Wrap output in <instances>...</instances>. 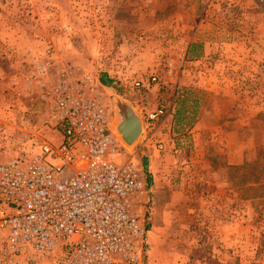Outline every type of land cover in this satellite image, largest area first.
I'll use <instances>...</instances> for the list:
<instances>
[{"label":"rangeland","instance_id":"obj_1","mask_svg":"<svg viewBox=\"0 0 264 264\" xmlns=\"http://www.w3.org/2000/svg\"><path fill=\"white\" fill-rule=\"evenodd\" d=\"M191 41L199 48L187 58ZM46 62L93 72L100 82L103 74L111 78L115 84L101 83V91L112 123V91L143 115L173 99L171 87L183 77L210 90L199 95L210 138L184 179L162 175L161 184L168 179L175 188L159 207L158 179L146 171V264H264V0H0V122L19 146L35 130L60 141L43 126L47 110L28 91L30 76ZM152 76L158 84H149ZM141 138L133 146L122 141L121 161L134 155L156 164ZM236 210L244 212L240 220ZM67 251L50 264H61Z\"/></svg>","mask_w":264,"mask_h":264},{"label":"built area","instance_id":"obj_2","mask_svg":"<svg viewBox=\"0 0 264 264\" xmlns=\"http://www.w3.org/2000/svg\"><path fill=\"white\" fill-rule=\"evenodd\" d=\"M28 85L60 141L35 130L19 146L0 122V264H50L64 248L61 264H146L143 167L134 155L120 159L126 147L111 130L99 77L46 62ZM168 112L164 102L142 115L140 147L163 150L154 133Z\"/></svg>","mask_w":264,"mask_h":264},{"label":"crops","instance_id":"obj_3","mask_svg":"<svg viewBox=\"0 0 264 264\" xmlns=\"http://www.w3.org/2000/svg\"><path fill=\"white\" fill-rule=\"evenodd\" d=\"M197 41H191L188 44L185 56L187 58L193 57L197 54V49L199 48ZM111 79V78H110ZM113 84H115L113 82ZM174 92V98L163 100L161 103H166L169 105L168 115L158 123L157 128L154 133L155 142L163 143V150H158L152 147L149 149L152 151V155L150 157L151 164L156 162L155 165L148 166V169H154L153 178L157 180V190L154 191L155 203L157 207H159V199L164 196V194L172 193V190L175 188L173 185V181L170 182L168 179L163 181L164 184H161L162 175L164 173H174L175 176L182 175L191 171L193 169L194 160L198 159L202 155L203 144L206 141L208 136L205 134L208 123V116H210L206 107L201 108L202 101L199 95L206 94L210 90L206 88H201V85H197L193 81H190L188 77H183L179 80V83L172 86ZM211 92V91H210ZM193 98V101L187 106H185L186 98ZM195 98V100H194ZM199 100V102H198ZM135 108H141L139 105H136L135 102L132 103ZM137 104L139 101L137 100ZM160 104V103H159ZM153 106L154 109L150 110V112L155 111L158 107ZM144 107V106H143ZM147 109V107H144ZM146 113H149L146 111ZM194 120L193 123H189ZM188 141L189 145L186 148H183V142ZM194 142V143H193ZM145 146H148L147 144ZM158 157L160 158L158 160ZM171 158V159H170ZM167 162L165 163V161ZM169 161H173L174 165L171 167L167 163ZM237 168L240 165L239 163L231 164ZM147 169V171H148ZM156 171V172H155ZM156 173L160 174L158 176ZM181 179H184V176H181ZM163 185V186H161ZM176 187L180 190L185 189L186 183L185 181H181L179 184L177 183ZM162 188V189H161ZM238 188H236V191ZM237 192L235 193L234 203L237 205L240 201L241 197L238 198ZM251 201H254L252 199ZM158 213V211H156ZM238 213V219L243 217V211L236 210ZM239 219V220H240Z\"/></svg>","mask_w":264,"mask_h":264},{"label":"water","instance_id":"obj_4","mask_svg":"<svg viewBox=\"0 0 264 264\" xmlns=\"http://www.w3.org/2000/svg\"><path fill=\"white\" fill-rule=\"evenodd\" d=\"M111 97L116 110L114 123L117 132L127 146H132L143 133L142 115L129 100L116 92L112 91Z\"/></svg>","mask_w":264,"mask_h":264},{"label":"trees","instance_id":"obj_5","mask_svg":"<svg viewBox=\"0 0 264 264\" xmlns=\"http://www.w3.org/2000/svg\"><path fill=\"white\" fill-rule=\"evenodd\" d=\"M101 83L104 85V86H108V87H110V86H112L113 85V81L112 80H110L109 78H107V76L105 75V74H103L102 76H101ZM185 100V106H187V105H189L190 103H191V101H193V98H191V97H187L186 99H184ZM194 100H195V98H194ZM198 102H199V100H198ZM194 122V120H192L191 122H189V123H193ZM145 160H142L141 161V165H142V167H143V175H144V179H145V182H146V185H147V187H149V186H151V180H149V178L148 177H146L145 175H146V171H147V167H148V160L146 159V158H144Z\"/></svg>","mask_w":264,"mask_h":264},{"label":"bare ground","instance_id":"obj_6","mask_svg":"<svg viewBox=\"0 0 264 264\" xmlns=\"http://www.w3.org/2000/svg\"><path fill=\"white\" fill-rule=\"evenodd\" d=\"M114 128V129H113ZM111 130H112V132H113V134L115 135V136H117V137H119L120 138V136H119V134H118V132H117V124L116 123H112V127H111ZM121 139V138H120ZM133 146V145H132Z\"/></svg>","mask_w":264,"mask_h":264}]
</instances>
